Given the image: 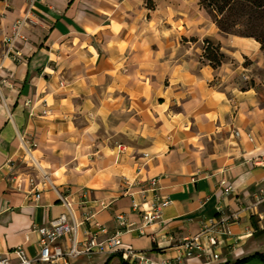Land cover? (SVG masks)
I'll return each instance as SVG.
<instances>
[{"label": "crops", "instance_id": "crops-1", "mask_svg": "<svg viewBox=\"0 0 264 264\" xmlns=\"http://www.w3.org/2000/svg\"><path fill=\"white\" fill-rule=\"evenodd\" d=\"M25 9L26 0H0V252L22 246L35 257L37 228L66 213L55 191L39 187L36 201L27 182L14 183L38 175L25 138L76 218L90 209L106 229L82 226L80 236L104 244L70 264H133L126 248L175 263L186 238L213 226L202 237L207 246L216 235L210 257L181 264L264 256L261 44L222 33L199 0H37L15 45L21 58L5 57L3 39ZM206 41L226 56L217 69ZM151 180L156 191L142 194ZM145 198L169 200L152 225L133 208H150ZM118 233L112 252L106 242Z\"/></svg>", "mask_w": 264, "mask_h": 264}, {"label": "built area", "instance_id": "built-area-1", "mask_svg": "<svg viewBox=\"0 0 264 264\" xmlns=\"http://www.w3.org/2000/svg\"><path fill=\"white\" fill-rule=\"evenodd\" d=\"M36 1L37 0H26L24 15L14 22L11 34L3 39V42L7 45L5 57L13 56L15 59L21 58L20 53H18L15 49V45L18 41L25 39L22 34V30L31 21L29 15ZM1 72L2 65L0 64V77ZM4 82L5 79L0 80V95L1 84ZM235 134L238 137L240 136L239 131H236ZM248 137L252 140L250 135H248ZM21 144L25 149L27 161L31 163V166L38 172V175H29L25 178L16 177V179H14V183L17 188L20 189L22 184L27 182L31 188V193H34L35 200L38 201L41 198V190L39 187H48L58 194L60 202L66 209V213L62 214L55 221H52L50 225L37 228V232L39 234V249L35 257H31L24 247L18 246L10 254L0 252V264H70L71 261L82 256H93L96 249L103 246L104 243H100L97 235H91L89 232H85L83 236H80V229L85 224H89L90 226L99 228L101 232L106 233V229L96 221L97 213L88 209L81 214L80 219H77L72 208V204L66 197H63L59 193L56 185L51 181L50 176L43 171L38 159L34 155L35 150L38 147L37 143L34 140L21 138ZM145 157H147V155ZM126 183L129 187L141 186V183L137 181L129 183L127 180ZM222 184L225 185V181H223ZM156 187L157 180H151L149 182V189H144L142 194L147 191L155 192ZM168 205V199L155 198L152 203H149L147 198H145L142 206H150V208L141 209V205L136 203L133 204V208L141 211L144 225H152L161 220L162 210ZM110 206L111 203H99L101 210L108 209ZM117 220L121 226L128 227L126 217L120 215L117 216ZM209 230L211 233L217 232L215 226L211 227ZM209 230H205L195 237L186 238L181 245L183 253L176 258V262L173 263V261H166L162 264H181L183 261L193 258L200 259L202 257H210L212 247L217 245V238L216 235L208 236V245L205 246L202 243V237L205 233L209 232ZM220 232L225 233V230H221ZM118 237L119 233L108 239L106 242L109 250L112 252H116L120 247H122L121 240ZM124 256L133 264H149L143 256L135 253L131 248H126L124 250Z\"/></svg>", "mask_w": 264, "mask_h": 264}, {"label": "trees", "instance_id": "trees-1", "mask_svg": "<svg viewBox=\"0 0 264 264\" xmlns=\"http://www.w3.org/2000/svg\"><path fill=\"white\" fill-rule=\"evenodd\" d=\"M200 5L209 13L219 30L226 35L253 38L264 50V0H199ZM242 26V33L236 28ZM204 58L217 69L226 60L219 46L205 42ZM258 258L264 262V256L255 254L234 264H246L248 260ZM110 259L106 264H110Z\"/></svg>", "mask_w": 264, "mask_h": 264}, {"label": "rangeland", "instance_id": "rangeland-1", "mask_svg": "<svg viewBox=\"0 0 264 264\" xmlns=\"http://www.w3.org/2000/svg\"><path fill=\"white\" fill-rule=\"evenodd\" d=\"M244 31V28L242 26L236 28V32L242 33Z\"/></svg>", "mask_w": 264, "mask_h": 264}]
</instances>
